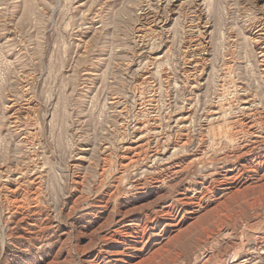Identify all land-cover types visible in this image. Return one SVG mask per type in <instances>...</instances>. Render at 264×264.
I'll return each mask as SVG.
<instances>
[{
  "label": "rangeland",
  "instance_id": "374dc122",
  "mask_svg": "<svg viewBox=\"0 0 264 264\" xmlns=\"http://www.w3.org/2000/svg\"><path fill=\"white\" fill-rule=\"evenodd\" d=\"M263 39L264 0H0V264H264Z\"/></svg>",
  "mask_w": 264,
  "mask_h": 264
},
{
  "label": "bare ground",
  "instance_id": "6f19581e",
  "mask_svg": "<svg viewBox=\"0 0 264 264\" xmlns=\"http://www.w3.org/2000/svg\"><path fill=\"white\" fill-rule=\"evenodd\" d=\"M262 35V34H261ZM260 38H261V36H258L257 37V39H258V41L260 40ZM264 40V39H263ZM263 50V49H262ZM261 50V54H260V58H261V62H263L264 63V50L262 51ZM191 78H192V76H191ZM217 112V111H216ZM139 145V144H138ZM135 148V147H134ZM130 159V158H129Z\"/></svg>",
  "mask_w": 264,
  "mask_h": 264
}]
</instances>
